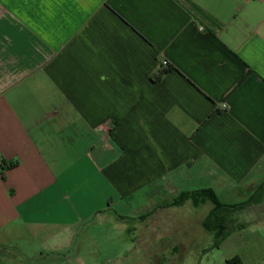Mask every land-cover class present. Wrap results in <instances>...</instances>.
<instances>
[{
    "label": "crops",
    "instance_id": "crops-1",
    "mask_svg": "<svg viewBox=\"0 0 264 264\" xmlns=\"http://www.w3.org/2000/svg\"><path fill=\"white\" fill-rule=\"evenodd\" d=\"M3 161L0 264H86L92 218L134 255L209 251L195 192L264 209V0H0ZM256 222L226 263L264 264Z\"/></svg>",
    "mask_w": 264,
    "mask_h": 264
},
{
    "label": "rangeland",
    "instance_id": "rangeland-1",
    "mask_svg": "<svg viewBox=\"0 0 264 264\" xmlns=\"http://www.w3.org/2000/svg\"><path fill=\"white\" fill-rule=\"evenodd\" d=\"M233 193V191L214 192L217 199L222 204L229 207H234L240 203L247 202V200H245L246 198H244V192L238 193L237 191L235 193V197H231L230 195ZM211 207L212 204L210 202H206L205 205L200 206L196 211H194L193 217H196L198 220L203 218ZM188 214L190 215L189 212ZM263 217L264 209L257 211V209L249 210V208H243L239 211H235L228 216L227 220L226 227L229 228V230L231 229V231L226 238L219 243L218 247L214 246L204 254H202L201 251H183L172 257L169 255V258L166 255L167 253L164 254L165 256H160L157 253L151 255L140 253L139 255H134L135 251H133L132 248L140 249L139 245L137 243L132 244V239L129 238L123 231L117 230L116 224H114L113 227L110 226L109 223L103 224L100 219L94 220L92 218L85 224L88 225V231L85 229L80 235L82 249L81 257L83 259V263L86 264H156V259H160L162 257L168 259L175 258L176 264H227V254L244 247L246 243L249 242L251 233L260 229L258 228L259 225L256 221ZM129 224L133 223L130 222ZM197 225L198 224L196 223V226ZM110 227L114 228V236L111 239H104L102 232L103 230H107L108 233H110ZM203 234L204 242L209 236V245L211 247L215 242H213L212 234H208L206 232ZM203 240L200 239V241ZM106 241L108 244H106ZM192 241L193 244H190ZM169 242L170 240H155L157 245H165ZM187 245L198 248V245L195 246V239L187 240ZM88 251H90L91 254H86ZM143 259L145 260V263ZM162 264L167 263L162 262Z\"/></svg>",
    "mask_w": 264,
    "mask_h": 264
},
{
    "label": "trees",
    "instance_id": "trees-1",
    "mask_svg": "<svg viewBox=\"0 0 264 264\" xmlns=\"http://www.w3.org/2000/svg\"><path fill=\"white\" fill-rule=\"evenodd\" d=\"M170 70V67H165L159 70L156 73H153L150 76L151 81L157 83L161 80L162 76L166 74ZM17 165V162H1L0 169L9 170L12 169ZM261 189H264V182L261 186ZM194 198H200L202 200H209L212 204L213 208L207 215V217L202 222V227L211 233H214V245L217 246L220 241H222L231 231L229 228L226 227L228 216L235 212L243 209L248 205L249 201L246 203H240L234 207H229L227 205L222 204L217 197L215 196L214 192L210 189L201 190L194 193ZM178 203V202H177ZM227 264H237L236 260L227 261Z\"/></svg>",
    "mask_w": 264,
    "mask_h": 264
},
{
    "label": "built area",
    "instance_id": "built-area-1",
    "mask_svg": "<svg viewBox=\"0 0 264 264\" xmlns=\"http://www.w3.org/2000/svg\"><path fill=\"white\" fill-rule=\"evenodd\" d=\"M163 65H166V62H163Z\"/></svg>",
    "mask_w": 264,
    "mask_h": 264
}]
</instances>
